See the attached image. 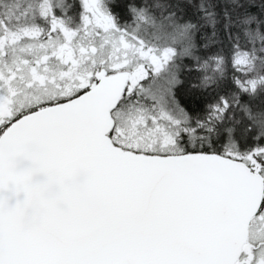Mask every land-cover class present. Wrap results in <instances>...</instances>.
Listing matches in <instances>:
<instances>
[{
  "label": "snow or ice",
  "instance_id": "6c2138e0",
  "mask_svg": "<svg viewBox=\"0 0 264 264\" xmlns=\"http://www.w3.org/2000/svg\"><path fill=\"white\" fill-rule=\"evenodd\" d=\"M0 264H264V0H0Z\"/></svg>",
  "mask_w": 264,
  "mask_h": 264
}]
</instances>
